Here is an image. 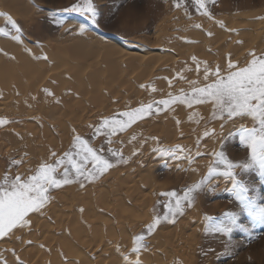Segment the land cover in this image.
I'll list each match as a JSON object with an SVG mask.
<instances>
[{"label": "bare ground", "instance_id": "1", "mask_svg": "<svg viewBox=\"0 0 264 264\" xmlns=\"http://www.w3.org/2000/svg\"><path fill=\"white\" fill-rule=\"evenodd\" d=\"M256 2L264 4V0H241L242 5L245 4L248 6L255 5L257 4ZM32 8H34V5L32 7L28 0H0V10L2 11H14L28 16L27 14ZM126 15L129 14L127 13ZM178 15L176 22H172L175 26L177 24L178 27H181L180 30H177V37H173L169 34L171 37L164 36L156 38L158 39L157 42L163 45L166 44L167 47L171 46V49H177V54L174 53L175 55L172 54L173 56L168 54L169 57H167V53H164V56H166L164 57L162 54L160 55L150 50L145 51L143 48L145 53H139L125 48L118 43V41L113 40L114 38L112 39L106 36L99 37L94 34L88 35L87 33L88 36L86 38L80 36L70 37L71 39H67L62 45H59L57 48L55 47L56 50L54 49L53 55L56 57L58 56L60 62L67 61V58L64 57V50H73L68 55L77 58V60L80 59L76 70H67L66 68L65 70L62 69L63 67L59 68V66L55 65L56 62L53 64V62L50 61L46 62L44 58L37 59L36 57L37 55L39 57V53H34V51H38L40 45L31 43L33 39H31V42L25 39L21 43L12 40L11 37H4L1 35L0 99L7 100L8 98L12 101L18 100V103L25 100L24 104L26 101L30 103L31 100L36 99L35 102L38 103V101L42 100L44 97L45 100L46 95L54 97L55 91L53 86H57L56 83H68L71 85L70 87L74 86V84H78V88H80V86L82 88L79 91L76 89V93L78 92L77 94L73 92V95L74 93L76 95L68 97L70 87H67L65 88L66 92H64L67 93L68 96L64 94L67 96L64 98V92H61L58 93L60 96L58 99L60 104L62 103L63 106L66 105V107L64 106L65 111L67 109L66 113L71 110L81 111L82 107L87 103L83 98L84 95H88L91 91L97 90V92L93 94L94 97L92 98L91 96L92 102L94 98H102L103 100L109 99V95L117 91V83L122 84L130 79V84L133 81L135 82V80L142 82L139 87H134L133 85L131 89L133 95L135 94V96H137L136 93H140V96L138 95L137 98L135 97L136 99L131 96L133 100L130 98L129 102L123 105L119 103V107L125 105L134 106L145 101L147 102V100L150 99L169 95V93L173 94L179 92L191 86L186 82L184 83V79L188 76H193L197 82H204V62H207L208 66L212 69H215L218 65L223 71L226 69L229 59L241 65L245 62L247 63L250 59L249 52L251 50H255L256 53L264 51V15H261L262 17L259 16L247 19L234 27H228L233 20H236L234 17H230L227 20L230 14L222 15L221 19L223 20H221L222 23L220 24L214 23L210 21L207 16L202 15L198 19L206 22L207 26L206 23H204L200 24V27L190 26L191 21H194V19L182 21L185 14L178 13ZM205 27L211 35H208ZM232 28H236V30L230 31ZM123 32H125V29ZM163 45L161 48H163ZM25 49H30V51H26ZM60 55L61 57H59ZM193 56L200 62L199 72L196 71V62L192 60ZM134 68L138 69V71H133ZM51 69V72H47ZM123 72L128 74L125 75ZM46 73L49 74L46 75ZM181 76L184 78L181 79ZM28 79L32 84L24 86L25 81ZM48 80H50V82L52 81L54 84L51 85L50 83L51 87L47 89L51 95L45 92L46 82ZM141 85H145V87H141ZM153 89H155V91H153ZM8 90H12L11 93L5 94ZM2 94H5V96H2ZM143 95L144 98L141 99ZM11 100L9 101L11 102ZM53 109L55 110V108ZM189 110L190 107L185 104H174L160 116L144 119L135 124L134 127L132 126L133 128H131L127 138L129 139L131 137L129 143H132L135 149L137 146L136 144H138L139 147L137 150L133 149V151L126 152L128 155L127 159L132 161L139 160L141 164L130 165L126 168L125 171L128 172L127 175L129 176H126L125 179L128 180L119 177L121 173L117 168L108 171L110 172L109 174H112L111 171L115 170V179H120L122 181L121 183H123L124 190L121 189L120 192L119 189L114 190L109 187L104 190L105 186L102 181H105L106 177L109 176L105 175V177L96 183L84 187L83 190L74 191L64 188L58 191L54 194L49 205L43 209L42 214L33 213L29 217L31 220V227L35 226L34 229H41V232L39 231L40 233H36L41 235H35L31 241L30 239L27 241L25 237L26 240L22 243L11 246L12 248L10 247V249L6 248L7 250L2 253L0 252V264H4L5 260L7 264H14L16 256H19L24 264H67L65 257H67L68 260L78 262V264H116L120 258V254L115 251V248L119 244H113L110 242V239L114 237V235L126 239L127 244L121 242V251L126 253L128 249L132 247V235L131 231L130 233H125L115 230V227L111 226V224L118 223L121 219H124L125 215L122 213L136 215L135 212L140 209L132 204V200L138 195H143L146 189L152 184H155L154 182L157 181V178L163 174L162 172H157L155 164L145 165L143 163V161H149V158L156 153L154 150L147 147V142L153 140L152 137L165 141L166 139H170L171 136L173 137L175 132L177 134L183 133L186 135L183 131L189 128V123L184 116L190 112ZM72 111L71 114L73 113ZM28 115H30V113ZM209 115H206L205 118L207 119ZM82 116L84 117L85 115L83 114ZM60 117L62 116L60 115ZM79 120L81 121V117ZM177 121H179V123ZM62 122L59 120L58 124ZM220 123L221 121H218L211 125L212 127H210L209 130L212 131L214 129L216 131L217 129L218 131L216 132L218 133L220 131ZM244 123H246V121H244ZM62 124L66 125V123ZM62 126L58 127V129L62 128ZM64 128L66 129L65 126L63 129ZM232 128L231 125H227L225 132ZM17 131L14 132V130H10L11 133L7 135H9L10 139L15 141L18 148L29 151H46L47 148L50 149L49 147L52 146L56 138L59 137V139L63 141L69 135L65 131L59 133L51 131L46 134V136L40 138L41 136L37 137L34 134L29 135L30 133L26 132L25 134H21ZM133 136H135V139H132ZM201 143L204 148L207 147L211 149L216 143V137L211 136ZM17 146L15 145V147ZM45 158H39L38 161H42ZM202 158L195 162L192 168H190L191 175L195 174V176H197L198 173L200 174L202 171V167H204L206 161H208L207 159L201 160ZM193 169H197V171H193ZM98 188L102 189L101 193L97 191ZM100 199L102 201H100ZM112 204H115L113 209L110 207ZM81 209H83V211H81ZM188 222V220L185 222L181 221L173 227L171 225L169 228H163L159 233V237L163 240L164 244L166 243V246L171 249L179 246L185 249L187 239L197 230L196 227L191 230V226L189 227L187 224ZM17 231L21 232L22 230ZM29 241L31 243H29ZM148 241H150V239ZM5 246H3V248ZM144 251L141 252V259L146 257ZM159 253L158 250H154V255H158ZM15 264H19V262H15Z\"/></svg>", "mask_w": 264, "mask_h": 264}, {"label": "rangeland", "instance_id": "2", "mask_svg": "<svg viewBox=\"0 0 264 264\" xmlns=\"http://www.w3.org/2000/svg\"><path fill=\"white\" fill-rule=\"evenodd\" d=\"M28 1L32 5V7L34 5L35 8V10L34 8H32V10L27 14L28 16H25L26 14L23 15L14 11L0 10V12L6 13L9 16H11V18L14 19L16 23L20 26V28L22 29V40L27 39L30 40L31 42V39H33L31 43H35L34 45H40L38 51H34V53L35 52L39 53V57L42 59L46 57V59L44 58L46 62L50 61L53 62V64L56 62L55 65L59 66V68L63 67L62 69L66 68L67 70H76L80 59L77 60V58H73L70 55H68L73 50L66 49L64 50L65 51L64 57L67 58V61L60 62L58 56L56 57L55 55H53L54 49L55 47L57 48L59 45H62L64 41H66L67 39H71L75 36H80L83 38H86L89 34L98 35L99 37L106 36L112 39L114 38L113 40L118 41V43H120L125 48H128L131 51L145 53L144 50L145 51L150 50L151 52L154 51L156 53H159L160 55L162 54L163 56L165 55L164 53H167L166 56L169 57L168 54H170V56H173L177 54L178 50L175 48H174L175 50L173 48L171 49V46L167 47L166 44L163 45L162 43L157 42L158 39L156 38L164 37V36L171 37L170 35H172L173 37H177L176 36L178 32L177 30H180L181 27L180 26L178 27L177 24L175 26L172 22H176L178 13L185 14L184 15L185 19L183 18L182 21L194 19V21H191L190 23V26L192 27H195V25L206 23L203 20L198 19L203 14L197 12L193 0H176V3L180 4L179 7L176 6L174 0H94V2H99L102 11V15L99 17V27L89 25V30H87L84 33H81L79 32L78 25L80 23H87V20L85 17H82L79 14H75V13L63 14L67 16V21L62 26H57L52 23V14L54 10L70 7L72 4L77 3L78 0H28ZM206 8L208 9L210 16L209 15H205V16H207V18L214 23L220 24L221 20H223L221 19V16L224 14H230L227 20L230 17L236 18V20H233V22H237V23L231 22L228 27H234L235 25L240 24L242 21L259 16L262 17L261 15H264V4L259 2L255 5L248 6L245 4L242 5L241 0H208V2L206 3ZM123 13L124 14L128 13L129 15L126 14L124 15ZM0 27L10 28V25H7L6 23L5 16H0ZM124 29L126 33L123 32ZM205 30H207L209 35V31L206 27ZM234 30H236V28H232L230 31H234ZM12 34L15 35L14 30H12ZM4 37H10V36H4ZM162 45L163 48H161ZM59 57H61V55ZM55 59H57L59 63ZM244 64H246V62ZM244 64H241L240 66H243ZM49 71L51 72L52 69L48 70L47 72ZM133 71H138V69L134 68ZM48 74L49 73H46V75ZM126 74L128 73H125V75ZM212 78H210V80ZM184 80H185L184 83L186 82L188 85L189 84L191 85L183 89V92L186 94L191 93L192 87L203 86L205 83L210 82V80L204 82H197V80H195L193 76L190 77L188 76ZM130 81L131 80L128 79L127 82L125 81V83L122 84L117 83V85L119 86V87L116 86L117 93L115 92L110 94L109 95L110 100L109 99L103 100L102 98H96L98 100L102 99L99 100L98 102V100L94 98L92 102V98L94 97L93 94H95L97 90L91 91L90 94L88 95L86 94L83 96V98L86 100L87 103L82 107V110L81 111L71 110L73 112L72 114L71 111H68L66 113L67 111V109L65 111L66 105H64L65 106L64 107L62 103H61L62 105L59 103L58 98L60 96L58 93L61 92L63 93L65 91V88L71 86L68 83H64V82L56 83L57 84L56 86L52 83V81L50 82V80H48L46 82V89H49L51 87L50 83L51 85L53 84L55 86V87L53 86L55 91L54 97L46 95V99L44 100L45 97L43 99L41 98L44 101L39 100L38 103L35 102L36 99L31 100L35 103L31 101L29 103V101L28 102L26 101L25 104H24L25 100L20 101L23 103L20 102L18 103V100L12 101L11 99L8 98L7 100L0 99V117L6 118L9 121H11V123L0 126V179L3 178L5 172H7L9 176L14 177L16 174H21L23 177L27 178V176L34 174L35 169L39 166L40 162L42 161H46L49 163L54 162L55 158L51 156V153L55 152L57 154V157H59L63 155L64 152L68 151L72 142L73 135L79 134L84 139L88 140L93 148L96 149L103 148L106 157H110V154L107 153L108 147H112L114 149H118L119 151H121L124 158L127 160V163L115 164V161L113 160L112 162L115 166L109 169L108 171L117 168L121 173L119 177L124 180H128L125 179L126 176L127 177L129 176L127 175L128 172L125 171L126 168L130 165L141 164L139 160L132 161L130 159H127L128 155L126 154V152L133 151V149L137 150L139 147V145L136 144L137 146L135 149L132 143H129L131 141V137L128 139L127 135H129L131 128H133L135 124L139 123L140 121H143L144 119L146 120L147 118L160 116L161 114L166 112L169 108H171L172 105L180 103L178 101L170 105L167 109H165L163 105L155 104L154 109L155 107H159L162 109L160 112L156 113L155 110H153V114L151 116L136 121L123 132H117L111 137L112 143L109 145L107 142V138H105L103 135L94 137L93 128L89 127V125H93V126L98 125L101 119L104 117L116 116L118 119H125L123 117H120L118 114L120 112L128 111L132 108L140 106V104H136L134 106L125 105L119 107V103L120 105L127 104L126 102H129L131 96L134 99H136L138 95L140 96V93L139 94L136 93L137 96H135V94L133 95L131 89L133 85L134 87L135 86L139 87L142 82L135 80L136 83L133 81L134 83L132 82L130 84ZM192 81H196L197 83L193 85L191 83ZM24 84H25L24 86H29L30 84H32V82H30V80L28 79L25 81ZM77 85L78 84H74V86L70 87L69 89L70 92L68 94L69 96L67 95V93H65L66 91L63 93V95L65 94L68 97H71V95L72 97L76 95L78 93V92L76 93V89L77 91H79L82 88L81 86L80 88H78ZM11 91L12 90H8L5 94L7 93L9 94L11 93ZM73 92H75L76 94L74 93L73 95ZM5 94L4 95L2 94V96H5ZM180 94L181 91L173 93V95H180ZM65 95L63 96L64 98L67 97ZM142 98H144V95L141 96V99ZM168 98L169 95H164L160 98L150 99L147 100V102L145 101L143 103L147 104L152 101H159L161 99H168ZM9 100H11V102ZM53 108H55V110ZM42 110H44L45 112ZM189 111L190 112H188V114L184 116V118H186L189 123V128L186 131L185 130L183 131L184 133H186V135H184L183 133L177 134L175 132L174 136L173 137L171 136L170 139H166L165 141L161 139L151 140L147 142L148 144L147 143L145 144H147L148 146L147 145L146 146L152 150L156 149L157 147H165L167 145L169 147L177 144L186 146V148L191 150V154L193 155V161L189 163L186 159H184V156L186 154H181L180 159H173L168 156H161L157 152L149 158V161L148 160L143 161L145 165L155 164L157 172H162L163 174L162 176H159L157 178V181L154 182L155 184H152L150 187L146 189L143 195H138L136 196L135 199L132 200V204L137 206V208L139 207L140 209L135 212L136 215L126 214V213L124 214L121 212L123 215H125L124 219H121L120 222L118 223L111 224V226L115 227V230L125 233L128 232L130 233L131 231L132 236L135 234H140L142 231H144L146 225L152 221L155 215L164 214L165 210L162 204L166 198L161 197L160 195H158V193L163 191L176 190L180 192V194H183L182 190L185 187L190 186L192 183L198 181L202 175L206 174L207 172L206 165L212 159V157L210 155L203 156V158L195 157L194 154L197 150L196 141L198 138L200 139L201 142L209 139L207 137H204L203 133L207 130L209 131L211 137L212 131H210L209 128L212 127L211 125L215 124L220 120L218 118L215 120L212 119L211 116L212 106L211 104L208 103L193 104L192 107H190ZM28 112L30 113V115H28L29 114ZM58 113L62 117H60ZM82 113L85 115L84 117L82 116L83 115ZM206 115H209L207 119L205 118ZM80 117H81V121L79 120ZM189 117L192 118L189 119ZM58 119L60 120V122L63 121L62 123H66V125L62 123L61 124L59 123L60 124L59 125ZM247 121H246V125L251 127L252 122L250 120ZM61 126L62 128L58 129V127ZM64 126L66 127V129L65 128L63 129ZM9 128L10 130H14V132L18 130L17 131L18 133L25 134L26 132V133H30L29 135L34 134L37 137L41 136L40 138L46 136V134L50 133L51 131L54 133L65 131L69 135L63 141H61L59 137L56 138L52 146L49 147L50 149L46 147L47 148L46 151L44 150L29 151L18 148L15 141L10 139L9 135H7L11 133ZM234 130L235 129L232 128L231 130L226 131L225 135L229 131H234ZM216 131L218 130L216 129ZM15 145L17 147H15ZM226 145H227L226 152L229 155V157L233 159L234 162H239L247 158L248 150L244 147L239 146L238 136L230 137L226 141ZM199 148L203 151L204 147L202 143H200ZM210 150L211 149H209V151ZM39 158L41 159L45 158V159L42 161L40 160L38 161ZM200 158H202L201 160L207 159L208 161H206L205 166L202 167L203 169L200 172V174L198 173L197 176H195V174L191 175L190 168H192L193 164L198 160H200ZM12 160H21L22 163H20L19 165H12L11 163ZM108 171L105 172L103 175H101L97 180L93 182H85L84 187H87V185H90L92 183L93 184L96 183L97 181L105 177V175H109L106 177L105 181H102V183H104L105 186L104 190L108 189V187L114 190L119 189L120 192L121 189L124 190V187L122 185L123 183H121L122 181L120 179H115L116 176L114 175L115 170L111 171L112 174H109L110 172ZM239 171L240 170L237 169L238 173ZM241 178H247V176L241 173ZM253 179H255L254 175H253ZM212 183L214 185V188H209L206 192L197 196L193 205L191 207L186 206L184 213L182 215H178L175 218V222H171V218L169 221L162 222L160 225H158V227L154 230V232L150 236L146 237L148 250L146 249V251H144L146 253V257L141 259L142 264H187V263L188 264H264V228L257 227L253 229L251 235H249L248 233L237 231L234 234V237L231 239L230 243L228 238L225 237L223 234L207 233L204 231V226L206 223L205 216L216 217L222 215L226 211H235L238 209V204L234 201V198L227 191V189L231 187L230 182L224 180L223 178L218 177L215 180H213ZM64 188L72 189L74 191L80 189L83 190V188H81L78 183H72L63 186L60 189L51 191L50 195L53 197L54 194H56L58 191ZM97 191L101 193L102 189L98 188ZM256 195L264 199V185H259L256 188ZM100 201L102 200L100 199ZM157 201H160L161 203L157 204ZM110 207L113 209L115 207V204H112ZM154 208L155 211H153ZM187 220L189 221L187 224L189 227L191 226L190 227L191 230L194 227H196L197 230H195L194 234L187 239L185 243L186 245L185 249L181 246L174 249H171L168 246H166V243L164 244L163 240L159 237L160 235L159 233L162 231V229L169 228L171 227V225L173 227L179 222L181 221L185 222ZM34 227L35 226H32L30 228L25 227L24 229H21L22 230L21 232L15 230L9 237L0 238V250H2L0 252L2 253L3 251L7 250L6 248L10 249L11 246L14 245L16 246L17 244L22 243L26 239L27 241L29 239L31 241V239L33 240L35 235H41V234H36L41 229L37 230L35 228L36 229L35 230ZM149 239L151 242L148 241ZM110 242L122 246L121 242L125 244L126 239L114 235V237L110 239ZM226 245L231 249L233 254L231 256H220V259H217V255L224 251ZM3 246L5 247L3 248ZM154 250H158L160 252L158 254L159 256L156 254L154 255Z\"/></svg>", "mask_w": 264, "mask_h": 264}, {"label": "snow or ice", "instance_id": "3", "mask_svg": "<svg viewBox=\"0 0 264 264\" xmlns=\"http://www.w3.org/2000/svg\"><path fill=\"white\" fill-rule=\"evenodd\" d=\"M208 0H193L197 12L203 15L210 13L206 8ZM174 3L177 7L179 3ZM75 13L85 17L87 23L78 25L79 32L84 33L89 30V25L99 27V17L102 15L99 2L94 0H78L70 7L56 9L52 14V23L62 26L67 21V16L63 14ZM0 16L6 17L7 25L10 28L0 27V35L10 36L12 40L23 42L22 29L6 13L0 12ZM222 23V22H220ZM200 27V25H195ZM14 30L15 35L12 34ZM211 35V33H209ZM30 51V49H25ZM251 59L246 64L240 66L237 62L228 60L226 69L221 70L220 66L212 69L204 62L203 79L210 82L203 86H194L191 93L186 94L181 90L180 95L169 93L168 99L152 101L147 104L141 103L139 107L128 111L120 112L118 115L125 119H118L116 116L104 117L93 128V136L103 135L110 145L111 137L117 132L125 131L130 125L145 117L151 116L153 110L156 113L162 109L155 107V104L163 105L167 109L170 105L180 102L192 107L193 104H211L212 119H219L220 131L212 130L211 136L216 137V143L211 150L207 147L202 151L199 148L201 143L196 141L197 150L195 157L210 155L212 159L207 163L206 174L185 187L180 194L176 190L163 191L158 193L165 197L162 206L163 215H155L140 234L132 236V247L128 252H122L121 246L117 245L115 251L120 254L116 264H142L141 252L147 248L146 237L150 236L162 222H175L178 215H182L185 207H191L197 196L206 192L209 188H214L212 183L216 178H223L230 182L231 187L227 191L238 204L235 211H226L220 216H205L204 231L207 233L223 234L228 238L229 243L234 234L239 231L251 235L253 229L264 228V199L256 195V188L264 185V52L256 53L255 50L249 52ZM39 59L40 57H36ZM46 59V57H44ZM192 60L196 62V71H200V62L195 56ZM181 79L184 77L181 76ZM171 83V82H170ZM193 85L196 81L191 82ZM145 87V85H141ZM155 91V89H153ZM49 95L51 93L45 89ZM192 117H189L191 119ZM250 120L252 126L249 127L244 121ZM179 123V121H177ZM11 123L6 118L0 117V126ZM231 125L235 130L229 131L225 135V128ZM204 137L210 138L209 131L203 133ZM239 146L248 150L246 159L234 162L226 152V141L230 137H237ZM135 139V136L132 137ZM153 140L158 138L152 137ZM155 152L161 156H168L173 159H180L181 154H186L184 159L189 163L193 161L191 150L183 145L157 147ZM110 157H106L104 149L93 148L89 141L79 134H74L68 151L57 157L55 152L51 153L54 162L42 161L35 169L34 174L23 177L16 174L14 177L4 173L0 179V238L9 237L15 230L31 227L30 214H42L43 209L51 202L53 197L51 191L60 189L63 186L78 183L81 188L85 182H93L101 175L113 168L115 164L127 163L121 151L112 147L107 148ZM12 165H19L21 160H12ZM62 169V170H61ZM239 169V173L237 172ZM197 171V169H193ZM241 173L247 178H241ZM253 175L255 179H253ZM157 201V204H160ZM83 211V209H81ZM155 211V208L153 209ZM29 243H31L29 241ZM233 253L226 245L224 251L217 255L231 256ZM67 264H78V262L68 260ZM15 262L24 264L19 256L15 257ZM7 264V261H4Z\"/></svg>", "mask_w": 264, "mask_h": 264}]
</instances>
